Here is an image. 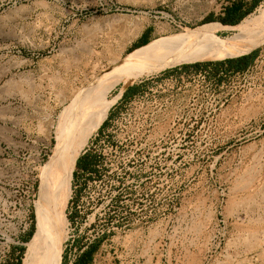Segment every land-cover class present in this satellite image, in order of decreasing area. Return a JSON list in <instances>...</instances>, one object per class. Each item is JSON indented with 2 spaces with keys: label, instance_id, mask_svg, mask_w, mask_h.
<instances>
[{
  "label": "rangeland",
  "instance_id": "rangeland-1",
  "mask_svg": "<svg viewBox=\"0 0 264 264\" xmlns=\"http://www.w3.org/2000/svg\"><path fill=\"white\" fill-rule=\"evenodd\" d=\"M234 1L252 2L0 0V264H21L34 232L63 103L93 94L113 61L160 53L202 25L222 39L264 8L227 27L218 17ZM254 49L242 70L181 61L132 80L125 97L121 83L107 91L51 264L94 243L83 264H264V41Z\"/></svg>",
  "mask_w": 264,
  "mask_h": 264
},
{
  "label": "bare ground",
  "instance_id": "bare-ground-1",
  "mask_svg": "<svg viewBox=\"0 0 264 264\" xmlns=\"http://www.w3.org/2000/svg\"><path fill=\"white\" fill-rule=\"evenodd\" d=\"M210 26L207 24L191 29L187 37L160 53L134 57L122 64L113 61L111 71L95 84L93 94L82 95L77 92L70 103L63 101L65 103L55 121V167L51 169V175L49 169L42 174L39 201L35 208V229L26 242L21 264H51L61 248L66 233L64 207L70 193L74 160L85 145L91 126L99 119L97 106L107 91L118 83L124 88L137 77L181 61L221 59L244 48L259 45L264 41V8L245 17L235 26L234 34L222 39L203 37Z\"/></svg>",
  "mask_w": 264,
  "mask_h": 264
},
{
  "label": "trees",
  "instance_id": "trees-1",
  "mask_svg": "<svg viewBox=\"0 0 264 264\" xmlns=\"http://www.w3.org/2000/svg\"><path fill=\"white\" fill-rule=\"evenodd\" d=\"M257 1L258 0H252L251 4L249 6H246L245 8H243L241 6L240 1H234L230 5H228L224 8V14L222 16L218 17V19L221 22V24L223 23L222 25H224V26H227V27L234 26V25L238 24L245 17L244 15L252 9V7L257 3ZM210 18H211V14L206 16L205 20H210ZM211 21H213V20H211ZM206 22H210V21H206ZM140 43H142L141 40H140ZM143 45L144 44H141V45H139V47H141ZM248 48L249 47L244 48V49L234 53L233 55L238 54V53H240V52H242ZM256 51H257L256 49H252L250 52H248L246 54L221 59L218 61V64L222 65V69L224 71L242 70L249 63H251V61L253 60V58L256 54ZM132 89H133L132 85L127 86L126 89L122 92V97L129 95L132 92ZM91 157L92 156L90 153H86V154H83V155L76 157V159H75L76 160L75 161L76 171L80 170V169L82 171L91 170L92 169ZM95 247H96L95 243L90 244V246L88 248H86L84 251L80 252L79 255L75 258V260L72 261L70 264H83L84 262L89 261L90 252ZM62 261L65 262L66 259L63 258Z\"/></svg>",
  "mask_w": 264,
  "mask_h": 264
},
{
  "label": "water",
  "instance_id": "water-1",
  "mask_svg": "<svg viewBox=\"0 0 264 264\" xmlns=\"http://www.w3.org/2000/svg\"><path fill=\"white\" fill-rule=\"evenodd\" d=\"M254 47H255V46H253V47H251V48H249V49H247V50H245V51H242V52H240V53H238V54L231 55V56H227V57H225V58L235 57V56H238V55L246 54V53L250 52L252 49H254ZM124 89H125V87H124L121 91H123ZM121 91H120V93H121ZM75 159H76V158H75ZM74 163H75V160H74Z\"/></svg>",
  "mask_w": 264,
  "mask_h": 264
},
{
  "label": "built area",
  "instance_id": "built-area-1",
  "mask_svg": "<svg viewBox=\"0 0 264 264\" xmlns=\"http://www.w3.org/2000/svg\"><path fill=\"white\" fill-rule=\"evenodd\" d=\"M150 77H151V76H145L144 78H141L139 81L143 82V81L149 79Z\"/></svg>",
  "mask_w": 264,
  "mask_h": 264
},
{
  "label": "crops",
  "instance_id": "crops-1",
  "mask_svg": "<svg viewBox=\"0 0 264 264\" xmlns=\"http://www.w3.org/2000/svg\"><path fill=\"white\" fill-rule=\"evenodd\" d=\"M150 40V39H149ZM149 40H147L146 42H144L143 44H146L147 42H149Z\"/></svg>",
  "mask_w": 264,
  "mask_h": 264
}]
</instances>
